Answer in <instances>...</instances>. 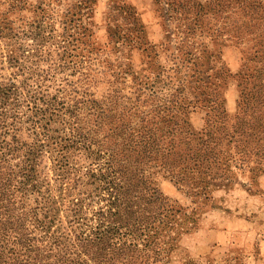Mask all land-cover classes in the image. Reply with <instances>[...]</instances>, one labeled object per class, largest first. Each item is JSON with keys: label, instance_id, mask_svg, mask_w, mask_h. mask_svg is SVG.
<instances>
[{"label": "trees", "instance_id": "1", "mask_svg": "<svg viewBox=\"0 0 264 264\" xmlns=\"http://www.w3.org/2000/svg\"><path fill=\"white\" fill-rule=\"evenodd\" d=\"M96 1L75 0L60 13L52 6L60 0H0V264H172L214 188L264 175V0H165L186 21L181 42L201 39L183 53L188 67L211 52L207 42H251L233 75V118L202 87L189 98L175 68L151 81L109 62L93 39ZM27 10L37 15L9 19ZM127 12L132 30L107 24L111 51L133 43L136 27L143 34ZM96 75L108 76L100 98L90 91ZM199 106L196 131L189 116ZM160 172L193 207L161 192Z\"/></svg>", "mask_w": 264, "mask_h": 264}, {"label": "rangeland", "instance_id": "2", "mask_svg": "<svg viewBox=\"0 0 264 264\" xmlns=\"http://www.w3.org/2000/svg\"><path fill=\"white\" fill-rule=\"evenodd\" d=\"M27 1L35 4L38 0ZM60 1V6L52 5L60 13L75 3V0ZM197 1L206 3L208 0ZM129 6L132 7V14L136 12L137 20L143 26V34L136 27L133 43L124 44L120 51H111L110 46L107 47V24L118 26L121 32L132 30L133 19L131 21L127 15ZM3 12L5 7L0 6V13ZM36 15L29 10L23 14L12 12L9 19L18 25V20H31ZM91 16L95 47L110 51L109 62L121 64V67L129 64L135 75L147 76L151 81L156 77L160 81L165 76L171 78L177 69L175 78L178 80L183 77V81H186L183 86L189 98L197 92L195 88L202 87L206 94L212 92L218 99L222 98L227 115L234 117L237 112L239 81L233 75L242 68L243 50L252 45L248 39H244L241 46L234 43L221 46L220 41L205 42L211 52L198 56L194 68L188 67L183 53L201 39L187 37L181 42L184 36L181 32H185L186 21L178 20L179 13L177 10L172 12L165 5V0H97L91 9ZM167 16H172V20ZM259 24L254 23L255 26ZM120 46V43L116 44V47ZM211 53L215 55L214 58L210 57ZM2 75H9L6 65ZM192 75L194 78H191ZM127 78L128 82L132 79L131 76ZM106 79L108 76L103 79L99 75L94 76L93 80L97 83L90 87V91L97 98L107 92ZM118 81H122V76ZM204 114L200 106L190 114L189 121L194 130L198 131L202 127ZM155 180L167 198L185 208L194 206L193 199L177 190L161 172L156 174ZM223 184L226 185L211 191L209 205L212 207L200 214L197 227L181 239L180 248L172 253V264H181L187 259L196 264H210L209 261L214 264H264V175L238 174Z\"/></svg>", "mask_w": 264, "mask_h": 264}]
</instances>
